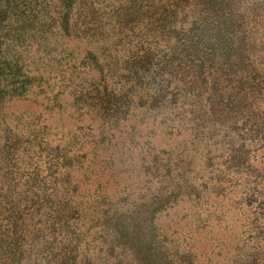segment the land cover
I'll return each mask as SVG.
<instances>
[{
    "label": "rangeland",
    "instance_id": "obj_1",
    "mask_svg": "<svg viewBox=\"0 0 264 264\" xmlns=\"http://www.w3.org/2000/svg\"><path fill=\"white\" fill-rule=\"evenodd\" d=\"M121 1L90 0L101 32H110ZM7 23L0 264H264L261 143L249 144L241 173L230 160L239 139L220 124L210 131L208 112L184 121L182 103L161 112L136 105L117 121L80 107L75 90L103 77L113 84L110 50L137 49L122 25L96 42L92 30L68 36L58 28L19 39ZM24 81L25 96H11Z\"/></svg>",
    "mask_w": 264,
    "mask_h": 264
},
{
    "label": "trees",
    "instance_id": "obj_2",
    "mask_svg": "<svg viewBox=\"0 0 264 264\" xmlns=\"http://www.w3.org/2000/svg\"><path fill=\"white\" fill-rule=\"evenodd\" d=\"M1 7L0 26L6 23L1 30L13 26L8 21L16 23L23 33L19 39L58 28L68 36L92 30L100 42L122 25L129 41H137L136 50H110L113 84L103 77L74 91L80 107L117 121L136 105L161 112L168 103H182L184 121L208 112L210 131L220 124L239 139L230 160L241 173L249 144L264 148V0H122L111 11L108 33L101 32L99 11L90 0H0ZM27 83L12 86L10 95L24 97L19 91H26ZM247 264L261 262L256 257Z\"/></svg>",
    "mask_w": 264,
    "mask_h": 264
}]
</instances>
